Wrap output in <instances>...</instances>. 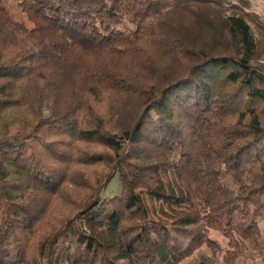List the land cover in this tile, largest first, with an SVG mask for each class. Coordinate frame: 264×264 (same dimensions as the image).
<instances>
[{"label": "trees", "instance_id": "16d2710c", "mask_svg": "<svg viewBox=\"0 0 264 264\" xmlns=\"http://www.w3.org/2000/svg\"><path fill=\"white\" fill-rule=\"evenodd\" d=\"M263 57L253 0H0V264L264 262Z\"/></svg>", "mask_w": 264, "mask_h": 264}, {"label": "rangeland", "instance_id": "374dc122", "mask_svg": "<svg viewBox=\"0 0 264 264\" xmlns=\"http://www.w3.org/2000/svg\"><path fill=\"white\" fill-rule=\"evenodd\" d=\"M255 4L256 11L260 14L262 19L264 20V0H253ZM8 7L12 13V15L21 16L20 11L17 9L15 2H11L8 4ZM259 63L264 67V57L259 60ZM121 192V183L120 179L118 176H116L111 183L108 185V187L103 190L102 192V197H113L118 195ZM261 229H262V234L264 238V222L260 224ZM201 254L206 255V256H211V253L207 249H202L200 251ZM237 264H264L263 261H252L247 258H241L238 260Z\"/></svg>", "mask_w": 264, "mask_h": 264}]
</instances>
